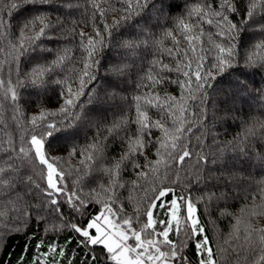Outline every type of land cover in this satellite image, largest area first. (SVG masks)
<instances>
[{"label": "snow or ice", "instance_id": "6c2138e0", "mask_svg": "<svg viewBox=\"0 0 264 264\" xmlns=\"http://www.w3.org/2000/svg\"><path fill=\"white\" fill-rule=\"evenodd\" d=\"M86 2L93 10L90 19L94 34L82 28L77 31L75 26L71 29L83 50L81 67L78 73L73 69V75L58 79L74 57L70 49L64 48L55 50L49 59L54 49L48 44L57 39L54 31L63 28L61 17L57 16L55 23L49 17L47 6L56 0H0V40H7L12 50L11 63L16 66L15 83L9 70L8 86L0 97V112L3 102L10 98L14 113H23L18 89L29 86L39 94L49 85H56L61 89L58 94L62 100L56 110L45 108L42 100L32 101L40 110L28 118L32 129L30 139L24 142L27 149H17L11 138L7 146L0 141V223L9 217V211L16 213L12 217L16 223L11 228L0 227V241L9 232H24L27 238L16 264H62L61 258L72 243L76 245L73 251L79 254L76 264H264V176L249 178V186L255 184L256 191L241 197L252 201L251 210L247 203L238 214L229 212L227 207L221 210L222 216L234 219L229 238L224 241L226 246L213 249L196 214L198 204L207 209L214 200L229 199L234 189L243 184L241 173L245 167H252L253 163L264 167V81L256 86L255 81L249 80V70H264V0H192L175 18L170 13L180 5L171 0H120L125 6L118 9L101 7L108 0ZM73 6L79 5H74L73 0L58 5L69 9L66 15H71ZM152 10L156 15H149ZM109 11L119 13L111 24L105 22ZM24 12L32 14L14 24L15 16ZM129 21L133 23L129 25ZM250 30L259 32L260 39L246 46L243 40ZM114 41L122 55L105 64L107 57L102 53H110ZM165 41H170V46L165 47ZM206 44L210 47L206 48ZM147 55L152 59L135 85L147 91L134 97L135 115L103 122L101 118L111 110L108 105L118 97L124 99L119 96L124 90L121 85L131 79L136 58ZM165 55L169 62H165ZM22 63L31 67L22 71ZM73 83L77 87L73 88ZM4 85L0 79V88ZM170 85L176 87V94L167 91ZM249 99L259 102L260 114L241 119L243 104ZM237 101L241 102L239 108ZM210 104L219 119L241 125L237 135L224 142L219 154L192 150L193 129L200 125L207 130ZM150 109L158 118L149 114ZM12 119L15 121L16 116ZM84 126H94L97 132L83 148L74 145L69 152L70 157H81L82 166L75 170L78 174L70 189L65 183V170L55 166L60 158H50L46 145L61 137L74 140ZM154 130L162 135H154ZM203 136L204 133L195 136L197 147ZM116 142L121 148L118 158L104 164L109 143ZM226 149L231 156L225 154ZM148 152L155 158L149 159ZM193 156L195 171L185 173L183 187L177 193L181 167ZM37 162L42 173L46 169L43 186L27 171H34ZM128 170L134 180H124ZM95 172L105 176L106 182L84 191L93 182L88 178ZM142 181L148 182L149 187ZM169 181L172 186L166 183ZM210 182L222 191L192 195L193 185ZM128 184L145 194L131 214L121 195ZM37 191L43 194V202L28 203L26 198H34ZM169 196L171 199H166ZM235 196L240 197V193ZM127 199L132 202L133 197L129 195ZM93 205L100 207L93 211ZM32 210L37 213L36 223L47 225L43 232L68 231L75 235L63 245L46 242L34 233L29 235ZM45 212L54 213L59 225L48 224ZM29 240L38 242L29 244ZM190 245H194L193 255L187 251ZM29 253L34 259L28 258ZM5 260L6 256L0 258V264ZM67 264L73 261L69 259Z\"/></svg>", "mask_w": 264, "mask_h": 264}, {"label": "trees", "instance_id": "16d2710c", "mask_svg": "<svg viewBox=\"0 0 264 264\" xmlns=\"http://www.w3.org/2000/svg\"><path fill=\"white\" fill-rule=\"evenodd\" d=\"M172 3L180 5L178 8H174L171 13L170 17L175 18L181 13L185 11V5L191 4L192 0H171ZM64 3V0H56V3L47 6L49 10V17L55 23L56 17L59 16L63 20V28H58L54 31V35L57 37L52 43L48 44V47L54 49L53 56H50L49 59L53 58L55 55V50L59 49H70L71 56L74 59L67 62V66L64 72L60 73L56 78L63 79L67 75H73L72 70L75 69V72L78 73L80 70V63L81 57L83 55V50L79 47V37L73 38V33L71 29L75 26L77 31L79 29H83L86 33L94 34L93 33V25L90 19V14L93 11L91 7L87 4L86 0H73L74 5L78 3L79 6H73L70 11L71 15H66L69 11L67 7H58ZM120 0H108V3H101V7L103 8H121L124 7ZM8 11L7 8L4 9ZM167 11V10H166ZM32 13L24 12L21 13L19 16H15L14 24H19L23 19L30 16ZM119 13L117 11H109L106 13V21L107 23L111 24L112 19L117 16ZM149 15H156L155 10L149 12ZM139 19V18H137ZM259 19V17H258ZM99 21V17L97 16V22ZM75 22V23H73ZM133 21H129L128 24L131 25ZM102 27V24H101ZM207 27V26H206ZM157 34H159V29L155 30ZM260 39L259 32L249 31L248 35L244 37L243 43L248 46L251 44L256 43ZM164 46H170V41H165ZM206 48L210 47V45L206 44ZM11 48L8 45L7 40H0V79L5 81V85L3 88H0V97L8 86L7 82L9 80V70L11 69V80L15 83L16 80V66L14 63H11L12 56H11ZM103 56L107 57L103 63L108 64L115 62V58H118L122 55L121 52L117 50L116 41L113 42V49L109 53L107 50L102 53ZM97 59H100L98 56ZM152 59L151 55H147L145 57H138L136 58V65L135 70L131 74V79L128 80L127 84L121 85L124 89L119 93L120 97H124V99H118L108 105L111 109L106 113V117H102L101 119L105 123H110L113 119L119 118L121 115H127L132 117L135 115V101L134 97L136 95L142 94L146 92L147 89H137L136 83L139 82L140 77L144 75L148 68V62ZM165 62H169L167 56L164 57ZM31 65L26 66L25 64H21V70H27ZM249 80L255 81L256 86L260 85L261 81H264V70H249ZM101 75L104 73V69H100ZM174 75V74H173ZM72 87H77L76 83L72 84ZM60 88L56 85H49L47 90L43 93L37 94V90L33 89L31 86L27 88H20L18 89L20 94V106L24 109L23 113L13 111L12 102L9 100L3 102V109L0 112V116H2L3 123H0V141L6 142L11 138L12 142L16 146L17 149L19 147L24 146L27 149V144L24 143L25 141L30 139V133L32 129V125L29 122V119L32 115H37L39 113V108L36 106L35 103L32 101L42 100L43 106L49 110H56L59 108L62 100L59 96ZM159 90V86H158ZM167 91L173 94L177 93V89L174 85L167 86ZM29 93H33L30 95ZM161 95L163 92L161 91ZM241 106V102L237 101L236 107L239 108ZM261 111V106L258 101H253L249 99L246 103L243 104V111L240 113L241 119L246 118L247 115H259ZM149 114L152 115L154 118H158L155 116V110L150 109ZM13 115L16 116V120L12 119ZM207 115L209 119L206 121L207 130L203 126L197 125L193 129L195 136L201 135L204 133L203 140L200 147H197L195 136L192 138V150L194 152L204 151L205 153H213L219 154L221 148H224V142L230 141L233 139L234 136L241 130V125L239 122H232V121H223L219 119V114L216 113L215 109L211 106H208ZM60 117H48V119H59ZM192 120H195L196 117H190ZM18 125V126H17ZM132 130H135V125L131 126ZM96 128L94 126H84L83 130L81 131L80 135L74 140H67L63 137L52 141L51 145H46V151L48 156L51 157H59L55 161V165L57 168L64 169L66 172V182L68 183V187L71 189L73 187V180L77 176L76 169H80L82 166L80 165L81 157L79 155L69 156V152L71 151L72 147L75 145L78 148H83L87 143L92 141L93 136L96 135ZM103 132V129H101ZM106 134V133H104ZM154 135H162L154 130ZM103 136H101V139ZM215 138V139H214ZM155 149L152 150L154 152ZM121 152V148L116 142L115 145L109 143V150L107 153V159L103 162L104 164L109 163L113 158H118ZM152 152H148L147 155L149 159H154L155 157L152 155ZM225 154L231 156V151L226 149ZM2 155V153H0ZM140 162L143 164L144 160L143 157L140 158ZM101 162H97L100 164ZM196 166V157L193 156L191 159H186L185 164L181 167L180 170V177H181V186L176 187L177 193L181 192L183 187V177L185 173H193L195 171ZM211 168V165H208ZM42 166H40L37 162V166L35 170L27 169L28 173L33 175L34 180L37 183H40L42 186L45 183L44 177L46 176L45 170L41 172ZM239 168V165H238ZM170 175H172L170 173ZM243 184L239 188H235L232 196L229 199L225 200H214L208 206L207 209L205 208L204 204H198L197 214L199 216L201 224L206 229V234L209 236L212 246L214 250H217L220 246L224 245V241L229 238V233L232 228V224L234 223V219L231 216H222L221 210L227 207V210L232 213H239L241 208L244 207L245 203L249 205V210L252 209L253 204L251 200L245 201L241 197L249 194L251 192L256 191L255 184L249 186L248 179H259L261 176H264V167L253 163L252 167H245V171L241 173ZM125 181H131L135 179L134 174L131 170H128L127 173L124 174ZM92 183H89L87 187L84 188V191H88L89 188L97 187V185L106 182V177L103 176L100 172H95L88 178ZM145 187H149L148 182L142 181ZM169 183V186H172L170 181L166 182ZM214 182H210L207 185L200 184L199 186L193 185L191 188L192 195L194 197H198L202 195L206 191H216L219 194L222 191V188H213L212 184ZM239 184L240 181H237ZM239 192L240 197H236L235 193ZM122 199L127 205V211L129 214L133 212V208L136 203L142 202L144 198V191L142 189H133L131 184H128L127 188L121 190ZM131 195L133 197L132 202L128 201V196ZM151 195V193H149ZM28 203L35 205L36 203H41L45 199L43 194L39 191L36 192L35 197H27ZM166 199H171V196L166 197ZM256 203L259 204L260 200L257 198ZM9 209L11 206H8ZM99 205H93L92 210L98 209ZM7 210V209H6ZM69 210L65 206V214L67 215ZM47 215L48 224H57L59 225L60 221L56 218L54 213L45 212ZM37 213L35 210H32L33 220L30 222L27 232L29 235L35 234L37 237L43 238L46 242H51L52 244H60L63 245L65 240L71 238L75 234L70 233L68 231L62 232H54L49 231L47 233L43 232L42 229L47 226L45 224H37L35 217ZM16 213L14 211H9L8 218H2V223H0V227H4L7 225L8 228H11L13 224L16 223L15 217ZM70 218V217H69ZM74 222V221H73ZM25 236L24 232H20L19 234H15L14 232H9L8 237L5 240L0 241V258L6 256V260L4 264H8L9 261L12 264H16V259L21 254V249L25 245ZM29 244L37 243V240H29ZM7 245L5 247L4 245ZM76 248L75 243H72L68 249H66V255L64 258H61L62 264H67V261L70 259L73 261V264H76L78 259V253L73 251ZM189 255H193L195 252L194 245H190L187 249ZM29 259H34L32 253L28 254ZM103 257H101V260ZM221 260L224 259L223 256L220 257Z\"/></svg>", "mask_w": 264, "mask_h": 264}, {"label": "rangeland", "instance_id": "374dc122", "mask_svg": "<svg viewBox=\"0 0 264 264\" xmlns=\"http://www.w3.org/2000/svg\"><path fill=\"white\" fill-rule=\"evenodd\" d=\"M50 162H51V161H50ZM55 166H56V165H55ZM56 167H57V166H56ZM57 170H59V169L57 168ZM45 173H46V169H45ZM65 183L68 184V183L66 182V180H65ZM196 214H197V213H196ZM197 215H198V214H197Z\"/></svg>", "mask_w": 264, "mask_h": 264}]
</instances>
